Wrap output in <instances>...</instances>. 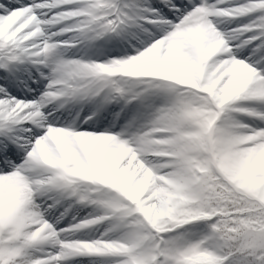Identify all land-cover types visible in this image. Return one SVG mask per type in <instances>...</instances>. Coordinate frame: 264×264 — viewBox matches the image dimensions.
Here are the masks:
<instances>
[{"label":"snow or ice","instance_id":"obj_1","mask_svg":"<svg viewBox=\"0 0 264 264\" xmlns=\"http://www.w3.org/2000/svg\"><path fill=\"white\" fill-rule=\"evenodd\" d=\"M0 264H264V0H0Z\"/></svg>","mask_w":264,"mask_h":264},{"label":"bare ground","instance_id":"obj_2","mask_svg":"<svg viewBox=\"0 0 264 264\" xmlns=\"http://www.w3.org/2000/svg\"><path fill=\"white\" fill-rule=\"evenodd\" d=\"M72 53H76L77 54V50L76 49H72L70 50V52L68 53L69 56H71ZM65 115H67V113H65ZM86 115V112H81L80 113V119H83V117ZM61 119H63V117H61ZM69 119H71V117H69ZM83 213H81L82 215ZM70 219V217H68Z\"/></svg>","mask_w":264,"mask_h":264},{"label":"rangeland","instance_id":"obj_3","mask_svg":"<svg viewBox=\"0 0 264 264\" xmlns=\"http://www.w3.org/2000/svg\"><path fill=\"white\" fill-rule=\"evenodd\" d=\"M154 2H156V0H154ZM133 32H135V30L133 29ZM77 55H80V53L79 52H77Z\"/></svg>","mask_w":264,"mask_h":264}]
</instances>
